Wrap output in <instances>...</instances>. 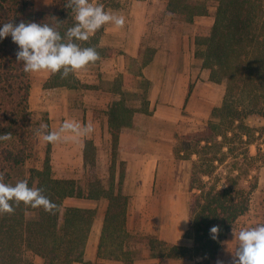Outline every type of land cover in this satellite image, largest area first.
Instances as JSON below:
<instances>
[{"label":"trees","instance_id":"obj_1","mask_svg":"<svg viewBox=\"0 0 264 264\" xmlns=\"http://www.w3.org/2000/svg\"><path fill=\"white\" fill-rule=\"evenodd\" d=\"M65 3L66 0H53L50 9L41 10L36 8L34 0H0V27L10 21L47 23L63 36L75 24V14ZM168 9L192 21L197 15H206L209 6L205 0H169ZM103 33L104 26L88 41L77 43L81 47H95L100 57L110 55L111 48L100 44ZM195 44V56L210 70L211 80L226 84L225 95L222 104L213 108L208 124L193 135L195 139L188 144L191 153L181 154L183 158L198 156L190 183L191 222L184 234L193 242L154 239L150 251L153 257L200 258L196 264H213L239 218L249 209L252 190L256 187L251 185L246 189L240 185V179L242 172L247 171L243 165L255 158L250 148L252 137L257 133L264 135V126L258 129L247 122L250 117L264 118V0H217L214 22L199 27ZM17 51L18 45L10 35L0 39V134H12L10 140L0 141V172L5 174L6 183L15 184L22 178L28 180L30 187L42 188L43 194L58 205V210L51 214L42 207L31 208L21 202L19 206L13 204L14 213L0 214V264L84 261L96 209L63 206L65 198L75 196L108 199L98 256L132 264L135 250L131 242L137 239L128 230V196L122 191L121 181L115 191L113 173L107 186L96 167H91L85 193L73 179L55 177L49 157L42 168L25 171L26 160L34 150L35 133L29 106L31 74L23 71ZM131 63L137 75L146 64L136 58ZM75 76L72 73L62 79L60 74H52L46 87L82 86ZM146 103L149 111V100ZM134 112L124 100L111 106L110 132L115 145L121 128L133 119ZM228 158L233 159L231 168L237 173L227 174L222 188L217 181L208 184L204 178L212 179L218 165L229 161ZM215 225L221 229L218 239L210 235ZM159 246L161 249H157Z\"/></svg>","mask_w":264,"mask_h":264},{"label":"rangeland","instance_id":"obj_2","mask_svg":"<svg viewBox=\"0 0 264 264\" xmlns=\"http://www.w3.org/2000/svg\"><path fill=\"white\" fill-rule=\"evenodd\" d=\"M168 1L90 0L93 4H102L106 11L124 16L123 27L117 28L111 23L104 25L103 44L105 47L111 46L112 48H109L112 52L124 53L125 50L132 48L139 50L141 60L147 64L145 72L150 79L143 77L139 79L126 71L115 75L106 69L107 78H100L102 72H96V75L99 73V82L87 83L84 80L89 73H92L88 68L95 69L98 61L89 63L85 68L74 73L82 84L79 87H46V81L51 73L31 74L29 106L35 144L33 153L26 160L25 171L42 168L49 157L53 175L58 178L73 179L85 193L89 187L91 167H96L107 186L111 183L114 174L115 191H118L121 181L122 191L128 196V230L137 239L131 242L135 250L132 264L167 262L151 255L150 243L154 239L169 243L193 242L184 234L191 222L190 183L194 162L198 156L193 154L191 157L183 158L181 154L186 156L187 153H191L192 147L188 144L195 139L193 136L195 132L208 124L212 118L213 108L222 104L226 90L225 83L211 80L210 70L203 67L202 61L195 56L196 32L200 25L213 24L217 0H205L209 6L207 15L197 16L192 21L184 20L172 13L167 8ZM34 3L37 9L48 10L52 7L53 0H34ZM137 3L147 7L145 21H140L138 12L140 8L136 6ZM140 37L143 48L139 44ZM172 69L191 73L187 98L180 107L176 105L177 98L174 97L172 87L163 86L160 91H153V88H157L155 83H159L160 79L163 81L171 79ZM97 86L116 93L111 96L108 94L99 96L105 97L101 99L102 104H96L95 110H89L90 113L93 111L94 116L100 118L106 115L111 103L122 98L128 106L135 109V124L131 126H134L132 128L136 133L131 129L127 130L126 141L121 145L119 143L115 145L113 137L105 132L102 133L99 141L93 139L91 135L93 133L79 137L73 135L72 138L55 144L44 141L43 132L58 130L65 120L87 124V105L91 101L87 89ZM146 99L151 103L149 111H146ZM167 117L169 120L166 119ZM247 122L258 129L264 126L262 117H250ZM41 125H46L47 128L41 129ZM38 130L41 132L39 136ZM165 135L170 140L159 144L162 138H167ZM160 146L164 147V152L168 151L171 156L161 163L156 173H152L151 170L150 172L146 170L145 173L143 168L127 170L126 158L153 155ZM250 148L255 158L249 164L243 165L247 171L242 172L240 185L246 189H250L251 185L256 187L252 190L249 209L239 218L237 226L239 231L244 227L264 223V135L259 136L257 133L253 136ZM228 160L230 162L218 165L212 179L208 176L204 178L208 184L217 181L222 188L227 182L225 176L237 173L231 168L233 159L228 158ZM167 200L169 205L165 203ZM107 202L106 197L88 199L76 196L67 197L63 201L64 207L82 206L96 209L89 247L92 255L102 226L99 218L102 223ZM226 244L228 245V241ZM225 249L219 257V261L223 263ZM198 260L200 258H194L185 263L196 264ZM84 263L98 264V261L88 259Z\"/></svg>","mask_w":264,"mask_h":264},{"label":"clouds","instance_id":"obj_3","mask_svg":"<svg viewBox=\"0 0 264 264\" xmlns=\"http://www.w3.org/2000/svg\"><path fill=\"white\" fill-rule=\"evenodd\" d=\"M74 12V26L67 29L62 36L52 25L47 23L25 22L16 24L13 21L0 27V39L9 35L18 45L17 61L23 62V71L27 74L49 72L60 74L62 79L85 68L89 63L100 59L95 47H81L77 41H88L102 26L113 24L123 27L125 18L106 11L102 4L96 5L90 0H66L64 5ZM41 125V129H46ZM94 131L89 122L81 124L78 121L65 120L58 130L44 131L43 140L48 143H58L72 136H88ZM37 135H41L40 130ZM10 132L0 134V141L11 139ZM5 174L0 172V214L14 213L13 204L19 206L22 202L31 208L42 207L46 212L55 214L58 205L45 196L44 190L29 186L27 179L18 180L15 184L5 182ZM187 220V219H183ZM221 231L219 225L210 229L213 239H218ZM238 241L235 251H232L231 264H264V223L234 231ZM217 264H223L218 261Z\"/></svg>","mask_w":264,"mask_h":264},{"label":"crops","instance_id":"obj_4","mask_svg":"<svg viewBox=\"0 0 264 264\" xmlns=\"http://www.w3.org/2000/svg\"><path fill=\"white\" fill-rule=\"evenodd\" d=\"M136 6L140 8V9H138L139 16H140V21H145L146 20V16H147V12H148V11H146L147 7H145L144 4H141V3H137ZM167 8H168V3H167ZM172 13H175V12L172 11ZM197 16L199 17V16H204V15H197ZM197 16H195V17H197ZM200 26H202V25H200ZM103 38H104V33H103V35L101 37L100 44L102 46H105L103 44L104 43L103 42ZM139 44H140V46L142 48L144 47L141 44V37H140V40H139ZM109 47H111V46H109ZM138 48H139V45H138ZM125 51L126 52H124V53H118V52H115V51L112 52V50H111V54L110 55L101 56L100 59L98 60L97 67L95 69L91 68L89 70V68H88V71H91L92 73H89L87 78H86V80H84V81H86L87 83H90V82H96L97 83V82H99V80H100L99 79V73L100 72H102V76L100 78H107L106 74H105L106 73L105 72L106 69H109L110 72H113L115 75H117L118 73H122L123 71H126V72H129L130 74H133L134 76H136L139 79L142 78V77L144 79L145 78L150 79L146 75V72H145V68H146L147 64H145L141 68L142 69V73L140 75L139 74L137 75L136 72H134V70H133V65L131 63L132 58H136L141 63L144 62L143 60H141V52L139 50H135L134 48L127 49ZM156 58L157 57L155 56V59ZM104 65H106V67ZM96 72H99V73H97V75H96ZM205 73H208V72H205ZM168 77H170V76H168ZM172 77H171V79H168V80H165V81L160 79L159 83L158 82L155 83V84H157L155 86L157 88H153V91L154 92L156 90L160 91L161 88H163V86L168 87V88L172 87L173 88L172 92L174 94V97L176 96L175 99L177 98L176 99L177 100V104L176 105H177V107H180L181 105H183V103L186 101V98H187V94H188V91H189V88H190L191 73L190 72H184L182 70L174 71L172 69ZM87 90L89 92V98L91 99V101L87 105V111H88L87 123L90 122L94 126V131L92 132L93 134H91V135H93L92 136L93 139H95V141H99L101 139V137H102V133L103 132H105L107 135L109 134L110 137L112 138V134L110 132L109 110H110L111 106L115 102L122 100V98H119L118 100H116V101H114L113 103L110 104V106L107 109L106 115H103L100 118H96L94 116L95 112L92 111L90 113L89 110H95V105L96 104L97 105H101L102 104L103 101H101V99H103L105 97H99V96H103L105 94L106 95L108 94V96H111V95H115L116 92L112 91V90H109V89L108 90H103V89L99 88L98 86H97V88L95 87L93 89H87ZM150 105H151V103H150V100H149V104H148L149 110H151ZM166 119L169 120V117H167ZM103 120H105V121H103ZM134 121H135V115H133V119L127 125H125V126H123L121 128L120 135H119V142H118L119 145H121L122 143H124L126 141L125 139H126V131L127 130L131 129V131L133 133H136V130L132 128L134 126H131V125L135 124ZM82 124H85V123L82 122ZM165 132L167 134V131H165ZM161 136L163 137L164 134H162ZM165 136L167 138H162L158 142L159 144H163L162 142H164V141L168 142L167 140H170V138L167 135H165ZM157 151H159V152H157ZM157 151L153 155H147V156L146 155H140V157H137V158H134V157L126 158V160H127V170L130 171V170H134L136 168H143V171H145V173H146V170H148L149 172L151 170L152 173L153 172L156 173V171H157L158 167L161 165V163L164 160L166 161L167 159H169L170 156H171L168 151L164 152V147H162V146L157 148ZM150 167L152 169H150ZM165 203L167 205H169V201L168 200ZM107 205H108V202H107ZM106 209H107V207H106ZM105 214H106V211H105ZM105 214H104V218H105ZM128 216H129V212H128ZM104 218H103L102 223H101V220L99 218V223L102 224V226H103ZM102 226L100 228L98 239L96 241V246H95V249H94V252H93L94 255L90 254V248H89L90 247V236H91V234L93 232V227H92V231H91V234L89 236L87 247H86V251H85L84 261L75 262L73 264H85L84 262L86 260H88V259L89 260H91V259L97 260L98 264H106V263H108V264L109 263H111V264H113V263L114 264H123V262H121V261L107 259V258H101V257L98 256V246H99ZM237 226H238V223H237ZM237 228L238 227L235 228V230H234L235 232L238 230ZM234 231L231 234H229V236L227 237L226 243L228 241V245L225 243V247L224 248H226L225 249L226 253L224 254L225 255L224 256L225 259H224V263L223 264H231V262H232V251L231 250L235 251V249L237 247V244H238V241L235 239V236H234ZM238 232H239V230H238ZM222 252H223V250L217 255L216 259L213 260V262H212L213 264H217V262L219 261V257L222 254ZM155 258H159L160 260H166L167 262H171L173 264L174 263L175 264H186L185 262H188L190 260V259H173V258H165V257H155ZM167 262L161 263V264H166Z\"/></svg>","mask_w":264,"mask_h":264}]
</instances>
